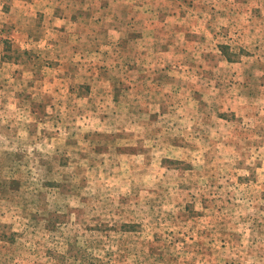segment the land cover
<instances>
[{"label": "rangeland", "instance_id": "1", "mask_svg": "<svg viewBox=\"0 0 264 264\" xmlns=\"http://www.w3.org/2000/svg\"><path fill=\"white\" fill-rule=\"evenodd\" d=\"M0 264H264V0H0Z\"/></svg>", "mask_w": 264, "mask_h": 264}, {"label": "crops", "instance_id": "2", "mask_svg": "<svg viewBox=\"0 0 264 264\" xmlns=\"http://www.w3.org/2000/svg\"><path fill=\"white\" fill-rule=\"evenodd\" d=\"M58 9H59V5H57V9H56V11H57ZM79 11H80V12H79L78 14H82V16H84V17L86 16V17H87V14H85L87 11H85V9L82 8V9H80ZM60 12H62V11H60ZM55 13H57V12H55ZM60 16L62 17V13L60 14ZM73 18L75 19L76 17H72V19H73Z\"/></svg>", "mask_w": 264, "mask_h": 264}]
</instances>
